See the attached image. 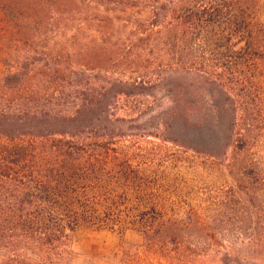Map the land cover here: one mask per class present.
<instances>
[{"label":"trees","instance_id":"trees-1","mask_svg":"<svg viewBox=\"0 0 264 264\" xmlns=\"http://www.w3.org/2000/svg\"><path fill=\"white\" fill-rule=\"evenodd\" d=\"M258 16L256 0H0V264H70L78 230L138 234L140 251L117 264L203 253L214 231L193 211L178 217L176 187L158 166L110 161V138L99 154L93 121L102 107L109 126L107 94L159 84L169 98L163 129L174 120L183 133V112L199 117L203 103L227 119L234 152L249 149L264 136ZM245 170L264 193V173ZM218 232L264 257V223Z\"/></svg>","mask_w":264,"mask_h":264},{"label":"rangeland","instance_id":"rangeland-1","mask_svg":"<svg viewBox=\"0 0 264 264\" xmlns=\"http://www.w3.org/2000/svg\"><path fill=\"white\" fill-rule=\"evenodd\" d=\"M256 1L258 20L264 28V0ZM93 87L97 89V85ZM164 87L158 84L152 88H129L126 97L107 94L106 111L112 115L107 118L109 126L101 125L105 111L102 107L96 109L93 121L99 154L104 141L110 138V148L114 151L110 161L158 166L176 187V194L170 199L178 205V217L193 211L197 217L195 223L214 231L211 245L203 253H182L179 260H156L151 264H235L236 260L239 264H264V257L258 251H254L255 255L247 239H238L232 245L226 234L218 232L235 227L254 229L257 223H264V219L254 216L257 211H264L261 204L264 193L258 191L253 177L242 176L238 171L245 167V175L251 170L264 173V136L237 154L227 134V119L216 121L203 103L197 104L201 106L199 117L191 110L183 112L188 121V129L183 133L174 120L168 121V127L163 129L164 111L169 108ZM196 116L198 124L190 123ZM90 131L91 128L83 131L86 143ZM171 139L188 144L186 148L179 147L181 144H172ZM227 161H236L237 168L228 169ZM242 207L249 209L252 217L238 210ZM67 246L72 255L70 264H117L123 251L139 252L142 239L131 231L78 230L70 235Z\"/></svg>","mask_w":264,"mask_h":264}]
</instances>
